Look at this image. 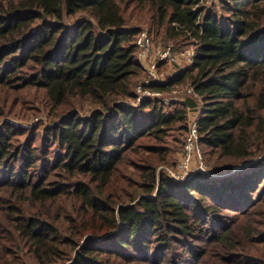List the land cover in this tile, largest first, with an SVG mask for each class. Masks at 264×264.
I'll list each match as a JSON object with an SVG mask.
<instances>
[{"label":"trees","instance_id":"1","mask_svg":"<svg viewBox=\"0 0 264 264\" xmlns=\"http://www.w3.org/2000/svg\"><path fill=\"white\" fill-rule=\"evenodd\" d=\"M205 1L0 0V264H264V0ZM143 13L156 37L197 42L194 65L151 89L193 86L205 154L254 166L159 172L196 101L129 104ZM37 94L52 123L2 122L6 98Z\"/></svg>","mask_w":264,"mask_h":264},{"label":"built area","instance_id":"2","mask_svg":"<svg viewBox=\"0 0 264 264\" xmlns=\"http://www.w3.org/2000/svg\"><path fill=\"white\" fill-rule=\"evenodd\" d=\"M138 49V60L141 68L147 73V79H144L133 85V95L136 97L134 106L142 104L146 100H160L165 104L173 103L179 98H165L166 92L155 91L151 86L161 84L165 79L161 74V69L165 66H173L181 73L182 69L193 66L197 54V42L192 43L184 50L174 48L173 44L156 42L153 34L149 30H141L135 38ZM177 74V75H178ZM162 78V79H161ZM174 87V86H173ZM187 94L197 99L194 107L188 108L189 127L186 135L185 146L182 156V169L177 173L167 169L169 176L177 182H186L196 173L206 176L207 167L202 162L196 171H193L195 158L203 161L202 147L200 144L199 120L203 112L202 98L194 90L193 86H188ZM177 93V91H175ZM178 101H182L179 99Z\"/></svg>","mask_w":264,"mask_h":264},{"label":"rangeland","instance_id":"3","mask_svg":"<svg viewBox=\"0 0 264 264\" xmlns=\"http://www.w3.org/2000/svg\"><path fill=\"white\" fill-rule=\"evenodd\" d=\"M207 2V6L208 8L213 4V3H217V0H207L205 1ZM204 3V2H203ZM137 19H133L131 18L130 21L132 22V24L130 25H136L137 27H140V30H149L153 36L156 42H161V43H165V44H174L175 46L177 45L176 43L168 40L166 38L165 34H162L161 36L156 37V33H154L153 31H151V27L149 25V15H136L135 16ZM142 18V20L140 21L141 23H139L138 21ZM136 20V21H135ZM173 45V46H174ZM180 45H182L180 43ZM174 46V48H175ZM190 45H188L187 47H189ZM176 48L178 50H184L186 49V47H177ZM177 70L173 68V66H165L164 68L161 69L160 74L165 78L163 79L164 82L165 81H169V80H175L178 76H180L181 73H176ZM178 74V75H177ZM148 75L146 74L145 77L141 78L139 81H137L136 83L147 79ZM162 79V78H161ZM135 83V84H136ZM134 84V85H135ZM188 86H190V84H183V85H176L174 87L171 88V90L169 92H166L164 94L163 99L165 98H174L177 97L179 99H182V101H174L173 103L170 104H165L167 107H173L175 104H181L184 103L186 101V99L188 98H193L194 100H197L192 96L188 95L186 90L189 88ZM175 91H177V93H175ZM26 94V91L22 94L24 95ZM21 95V96H22ZM34 95H36V92H31L28 94V96L26 97L28 100L31 99ZM39 95L37 97V103L36 105L30 104L27 101H23V102H19V97L17 99H15L14 97H8L6 98V100H4L5 104H6V108H9L11 105H14L15 107L12 109V111L10 112V114H7L6 117H4L5 119L2 120V122H9V123H13L15 124L17 127H21V128H31L33 126H43V125H49L50 123H52V121L54 120L53 116L50 114V109L47 107V103L44 100L43 94H37ZM0 99H3V95L0 96ZM131 102V103H129ZM127 103L129 104H135L134 101H129ZM172 105V106H171ZM179 106V105H178ZM202 106H203V102H202ZM31 108H36L37 111L33 112L31 111ZM84 110L81 111V116L82 117H87L89 116V112L91 110H93L94 108L89 104V103H84ZM186 135H181L179 133H171L170 138L168 139V145L170 146L171 149H173V155L171 153V159L170 162L171 164L168 165H160L159 166V172L163 171L166 172L167 169L174 171V172H181L182 169V156H183V151L180 154L181 151V144L186 140ZM180 140V141H176V140ZM180 144V145H179ZM185 146V144H184ZM202 149V155H203V161L199 160V158H195L194 160V164H193V171H196L197 168L200 166V164L203 162L205 164V166L207 167V173H206V177H210V178H214V179H219L221 177L233 174L235 172L238 171H243L246 169H249L250 167L254 166L257 162H259L260 159H256V160H252V161H248L245 162L241 165H234L232 167H224V165L219 166L220 164L217 162L216 158H210L208 156V154H205V151L203 148ZM177 162V164L174 166L173 164H175ZM219 164V165H216ZM196 174H200V173H196ZM201 175V174H200ZM28 264H32L31 262H28ZM57 264H67V263H63V262H59Z\"/></svg>","mask_w":264,"mask_h":264}]
</instances>
